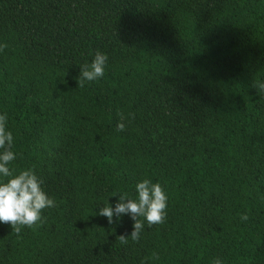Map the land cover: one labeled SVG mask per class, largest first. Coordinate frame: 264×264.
I'll return each mask as SVG.
<instances>
[{
  "label": "trees",
  "instance_id": "1",
  "mask_svg": "<svg viewBox=\"0 0 264 264\" xmlns=\"http://www.w3.org/2000/svg\"><path fill=\"white\" fill-rule=\"evenodd\" d=\"M0 45L10 166L55 202L0 264H264V0H0ZM143 179L166 215L132 239L97 213Z\"/></svg>",
  "mask_w": 264,
  "mask_h": 264
},
{
  "label": "clouds",
  "instance_id": "2",
  "mask_svg": "<svg viewBox=\"0 0 264 264\" xmlns=\"http://www.w3.org/2000/svg\"><path fill=\"white\" fill-rule=\"evenodd\" d=\"M2 47L4 45H0ZM106 60L104 53L97 52L91 62L82 68L80 85L103 77ZM5 122L6 115L0 113V223H9L19 233L21 226L31 227L41 221V210L54 207L55 202L43 191L40 186L42 181L31 168L17 172L10 166L18 154L12 150L13 136L6 129ZM117 129L123 130L124 125L118 124ZM134 192L135 198L121 193L118 202L113 206L105 203L97 213L109 222L114 215L128 214L134 219L139 217L140 220L134 224L132 239L137 238L141 221L147 225L162 223L167 205V195L160 184L149 179L137 182Z\"/></svg>",
  "mask_w": 264,
  "mask_h": 264
}]
</instances>
